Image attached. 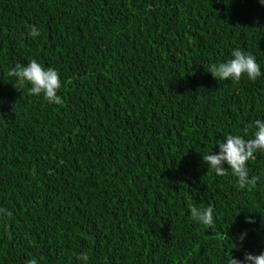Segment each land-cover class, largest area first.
I'll use <instances>...</instances> for the list:
<instances>
[{
    "label": "trees",
    "instance_id": "trees-1",
    "mask_svg": "<svg viewBox=\"0 0 264 264\" xmlns=\"http://www.w3.org/2000/svg\"><path fill=\"white\" fill-rule=\"evenodd\" d=\"M235 48L255 56L256 81L206 71ZM32 59L59 72L63 104L14 87L7 72ZM258 119L260 0H0V208L12 213L0 216V264H81L82 253L88 264H228L264 252V152L247 162L260 178L251 190L203 162L229 134L252 138ZM189 205L213 206L215 227Z\"/></svg>",
    "mask_w": 264,
    "mask_h": 264
},
{
    "label": "clouds",
    "instance_id": "clouds-1",
    "mask_svg": "<svg viewBox=\"0 0 264 264\" xmlns=\"http://www.w3.org/2000/svg\"><path fill=\"white\" fill-rule=\"evenodd\" d=\"M264 4V0H260ZM30 37L36 38L40 35V29L33 25L28 33ZM231 57L226 62L219 64H211L206 71L212 76L220 80H229L239 82L243 77L248 80L256 81L261 77V67L257 63L256 58L251 53H246L240 48H235L231 52ZM7 75L15 78L14 87L21 90L25 84H30L28 89L30 95H41L48 103L61 105L62 98L58 95L62 87L60 74L57 70L42 66L36 59L30 60L26 65L17 64L11 68ZM255 131L252 138L245 139L242 135L229 134L224 140L219 141V153L211 152L203 155V162L209 166V170H214L218 176H225L227 170L230 169L234 177H236V186L239 189L248 188L251 190L257 185L260 179L257 176L249 177L247 162L254 159L255 153L264 152V121L256 120L254 122ZM247 129L245 135H247ZM191 218L201 223L204 227H215L214 208L209 205L207 207L197 208L189 205ZM12 213L5 208H0V216H11ZM247 223H255L252 217L246 218ZM247 236V231L240 234L238 239L243 244ZM8 238H12L11 231L8 232ZM81 264H88L89 256L82 253L78 257ZM28 264H38L35 258L28 261ZM228 264H264V252L256 255L251 252H245L243 259L234 257L228 260Z\"/></svg>",
    "mask_w": 264,
    "mask_h": 264
}]
</instances>
